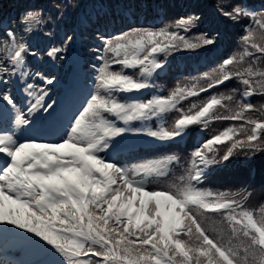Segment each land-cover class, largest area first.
I'll list each match as a JSON object with an SVG mask.
<instances>
[{"label":"snow or ice","instance_id":"6c2138e0","mask_svg":"<svg viewBox=\"0 0 264 264\" xmlns=\"http://www.w3.org/2000/svg\"><path fill=\"white\" fill-rule=\"evenodd\" d=\"M221 14L236 23L250 18L256 25L249 26L242 38L243 53L225 59L216 70L218 78L205 74L209 87L225 84L233 76L240 79L246 86L244 99L235 108L224 103L232 101V96L212 95L202 104L193 103L187 112L179 109L181 100L207 91L196 84L177 86L169 96H153L146 102L124 103L115 95L151 88V77L164 69L173 51L216 43L206 34L195 41L180 34L179 29L188 32L196 26L199 17L193 15L160 29L134 28L112 37L102 35L99 51L103 55L96 58L102 63L94 65L95 91L67 118L58 142H35L17 135V130L35 124L32 117L37 113L55 115L53 104L46 102L47 88L34 80L38 78L43 85L55 81L40 71L30 73L28 56L42 57L8 31L5 35L10 43L0 49L4 53L0 56V113L5 119L11 116L12 127L0 129V224L31 234L23 238L37 247L41 241L50 246L60 257L55 264H264V204L249 209L230 193L200 187L211 166L229 161L238 151H264V119L245 115L260 111L264 116V105L255 109L245 102L253 95H264V69L254 67L256 60L264 58V11L236 4ZM37 20L38 14L31 11L23 17V22ZM173 28L177 31H170ZM70 40L67 37L66 43ZM64 51L66 46L52 47L46 55L56 60ZM256 53L261 56L247 67L235 72L229 69ZM126 69H138L141 78ZM14 77L18 95L9 86ZM218 107L229 114H219ZM173 110L181 115L171 130L161 124L158 130L141 131L159 141H178L194 125L207 128L213 120L243 123L202 142L192 153L186 174L163 187H152L154 178L167 176L178 158L130 166L111 160L109 149H114L115 138L134 130L118 127L109 116L127 125L154 117L163 120ZM224 144L228 147L217 159L220 150L216 146ZM208 214H219L227 222V239L220 232L209 234L216 230L205 223L211 219Z\"/></svg>","mask_w":264,"mask_h":264},{"label":"rangeland","instance_id":"374dc122","mask_svg":"<svg viewBox=\"0 0 264 264\" xmlns=\"http://www.w3.org/2000/svg\"><path fill=\"white\" fill-rule=\"evenodd\" d=\"M198 1L199 5H202L201 9L191 8L188 1L182 0L180 3L182 5H187L188 8L183 9L180 5L179 10L176 11L173 16H166L165 12H161L162 17L158 19H151L156 25L174 24L180 18L176 17V13L184 11L188 16H198L199 20L196 22V26L190 31L185 32L183 29H179L181 35L186 38L195 41L196 38L200 37L202 34H206L209 37L215 39L216 43L211 46L201 47L196 50H186L181 49L178 51H173L166 58L170 57L173 63L180 61L182 63L188 62H198L206 59L207 55L212 56L219 52L225 51L224 47V34H226L227 28L232 29L231 26L235 23L234 21L228 19L221 14V11L228 12L232 10V4L228 6L230 0H195ZM194 1V2H195ZM233 1V0H232ZM190 2V1H189ZM219 4V5H218ZM219 6V7H218ZM243 7H247L252 11H256V7L249 6L243 3ZM122 10H126V6H121ZM8 11V10H7ZM35 12L38 14V20L34 22H23V17L26 12ZM175 15V16H174ZM99 16L92 11L90 3L88 0H35L34 6L27 9L17 10L14 16L1 17L0 23V49L3 48L6 42L10 43L8 37L5 35L8 31L14 32L16 38L19 42L26 43L31 51L38 52L41 59H37L33 56H28L27 66L30 73H35L40 71L50 78H53L55 83L53 85H43L42 82L36 78L34 82L42 87H46L49 96L46 98L47 103H52L55 113L59 111L58 120L53 117H49L48 112L37 113L32 119L35 121L34 125L28 126L27 129L17 130V135L21 139H31L35 142H58L61 141L64 130L67 126L68 121H61L60 117L68 118L77 108L80 107L81 103L89 96L90 93L95 91V66H98L100 60L96 59L98 55H95L94 50H91V41L96 40V35L89 32L87 22L88 20H93L94 25L98 26L95 32L104 33V30L99 24L97 19ZM171 17L172 20H168ZM175 20V22H173ZM17 22V25H13L12 22ZM252 20L249 24L243 27L244 31L249 28ZM146 29H151L147 25ZM111 26H103L106 28V32L111 29ZM170 31H177L176 29H170ZM67 37H71L70 41H67ZM99 39V38H98ZM95 46V44H93ZM64 51L59 59L53 60L46 55L47 51L52 47H65ZM102 48L101 43L97 45V50ZM4 53L0 51V56ZM103 55V53H102ZM162 54L160 58L162 59ZM163 60V59H162ZM119 70V69H117ZM165 71L158 70L154 73L150 79V82L154 79L155 75L162 74ZM15 77L13 78V83L9 86L12 88L13 94L18 95L17 88L15 86ZM73 83L74 88L70 90L69 84ZM153 87V85H152ZM149 88L141 90L140 92L133 93H122L127 96L126 101L119 100L124 103L131 102H145L141 101V97L146 95L148 91H153L154 89ZM165 86H159L155 90L163 89ZM81 89H85V92H81ZM83 93V94H82ZM69 99L75 100L74 104L69 105L68 103L61 107L60 102L62 99L66 100L67 95ZM153 96H158L153 93ZM161 97H165L159 95ZM23 99V96L20 97ZM153 98V97H152ZM150 99V98H148ZM54 102V103H53ZM73 106V107H70ZM26 110V109H25ZM51 111V110H50ZM175 111V110H173ZM170 111V112H173ZM167 114V113H166ZM181 112L179 111L175 118H179ZM116 122L118 127H128L132 128L134 131L126 133L123 137H117L113 141L115 147L114 149H109L111 153L110 159L117 161L121 165L130 166L132 164L145 162L146 160H141L140 162H125L126 156L124 151H127L132 146L145 145L160 143L164 141L156 140L155 138L148 137L144 134L142 129H152L158 130L159 123L158 118H152L146 120L147 127L142 125L141 130H136L132 127L134 122L131 121L129 124L125 125L123 121L115 120V117L109 116ZM11 116L5 119L3 113H0V129H6L12 127ZM141 126V121L145 120H135ZM62 124V125H61ZM168 128V127H166ZM170 130V128H168ZM119 141V143H116ZM120 151L119 154H116ZM104 156L105 154H101ZM178 162L180 158L183 157L181 153L177 156ZM177 162H173L171 165V170L167 176L156 177L151 185L152 187H163L166 184L173 183L176 179L186 174L185 168L178 169L181 164L174 165ZM7 229V230H6ZM31 236V234L23 232L20 229L14 228L11 225L0 224V264H55L57 260L60 259L59 255L51 249L50 246L44 244L43 241L40 242L41 247H37L35 244L30 242L23 237Z\"/></svg>","mask_w":264,"mask_h":264},{"label":"trees","instance_id":"16d2710c","mask_svg":"<svg viewBox=\"0 0 264 264\" xmlns=\"http://www.w3.org/2000/svg\"><path fill=\"white\" fill-rule=\"evenodd\" d=\"M92 5H95L97 11L101 14L99 17V24L103 26L105 24H110L104 19V14H108V11L113 13L111 15L112 21V34L108 35L107 33L101 34V32H95L98 29V26L94 25L93 20H88L89 25L87 26L89 32L96 35V40L91 41L90 47L91 50H94L96 53L97 45L99 44L100 38L102 35L104 37H112L123 32H127L134 28H146L147 21L149 16L155 7L165 12L166 16H170L179 10L180 1L182 0H89ZM193 9H201L202 5H199L198 1L195 0H186ZM190 1V2H189ZM195 1V2H194ZM35 0H0V23L1 17L14 16L17 10L27 9L33 7ZM122 3L126 4L129 7V12L131 14V19L126 18L123 12L120 10V5ZM223 3V0H220L219 4ZM232 4V8L236 4L243 6L248 4L249 6L256 7L255 12L264 11V0H230L228 6ZM187 5H182L183 9L188 8ZM218 4V5H219ZM219 7V6H218ZM8 10V11H7ZM116 11V12H115ZM145 16L144 18H142ZM151 16V15H150ZM175 16V15H174ZM186 14L184 11L176 13L177 18H185ZM142 18V19H141ZM98 19V18H97ZM168 20H172L171 17H168ZM250 18H242L239 23H234L231 26L232 29H228L226 34H224V47L225 51L212 54V56L207 55L206 59L202 61L191 62L190 70L188 67L183 69L179 63H173L169 65L167 69V75L160 76L157 78L155 85L163 84L165 88L163 89L165 96H169L170 93L177 86H191L196 84L202 88H208L210 81L205 78V74H213V78H218L219 66L222 62L232 56L233 54H241L244 51L246 45L242 42L243 36L246 34L243 27L247 26L250 22ZM175 22V20H173ZM17 22H12L13 25H17ZM168 24H163L161 26H151L147 25L151 29H160L165 27ZM252 28H256L255 23L252 21ZM257 42L259 41V36H257ZM179 43V41H177ZM95 44V46L93 45ZM249 51H254V49L249 48ZM110 56V54H109ZM260 53H256L253 57H246L245 62L239 65H230L229 69L235 72L238 69H243L247 67L248 63L252 60H256L257 57H260ZM190 63V62H189ZM254 67L264 69V58L256 60ZM117 70V68H115ZM245 85L240 82L238 77L233 76V78L225 84L218 85L209 91H202L198 96L189 97L187 99L181 100L177 107L182 109L184 112H187L190 106L195 104H202L210 96H232V101L225 100L224 103L228 105L229 108H235L237 103L243 100V92ZM245 102H251L255 109H260L261 105H264V95H253L248 98ZM179 111H173L165 114L163 117V122L165 127L172 128L173 123L176 120L175 116ZM216 112L221 115H228V111L225 108H217ZM253 118L264 119V116H261L260 111H251L245 114ZM242 121H233V120H213L209 123L207 128H203L201 125H194L189 130V137L187 142L184 145H181L177 142H172L167 145H162L155 148H142L139 151L138 159L142 157L143 160L151 161L166 158L169 156H177L181 153L183 155L180 158L179 162L174 164L178 165L180 163L181 167L178 169L190 167V161L193 159L192 153L199 147L196 144L197 135L196 132L202 131L206 139H210L215 135L220 134L223 130L228 127H239L242 125ZM231 143V142H229ZM217 148L220 150L219 156L217 159L223 156L225 150L228 147V144L217 145ZM138 161V160H137ZM210 176L205 180L202 188L211 189L214 192H226L235 196L237 200H243L246 208L249 209H258L261 204H264V151L248 153L247 151H238L237 154H234L229 161H222L217 165H213L210 170ZM249 193L251 194L249 196ZM211 219L205 223L210 225L216 230V232H210V235H216L217 232L223 233L224 238L227 239L230 236V230L228 228L227 222L223 220L219 214H208Z\"/></svg>","mask_w":264,"mask_h":264},{"label":"bare ground","instance_id":"6f19581e","mask_svg":"<svg viewBox=\"0 0 264 264\" xmlns=\"http://www.w3.org/2000/svg\"><path fill=\"white\" fill-rule=\"evenodd\" d=\"M84 90H81V92H83ZM70 101H72V100H70ZM64 103V99H62V102H61V104H63ZM62 120H63V118H62Z\"/></svg>","mask_w":264,"mask_h":264}]
</instances>
